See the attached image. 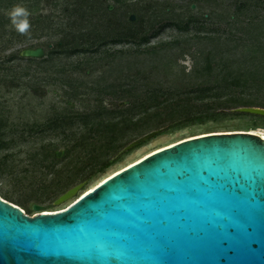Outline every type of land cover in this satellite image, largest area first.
Returning a JSON list of instances; mask_svg holds the SVG:
<instances>
[{
	"label": "rangeland",
	"instance_id": "obj_1",
	"mask_svg": "<svg viewBox=\"0 0 264 264\" xmlns=\"http://www.w3.org/2000/svg\"><path fill=\"white\" fill-rule=\"evenodd\" d=\"M73 1L41 0L38 8L26 6L32 14L30 37L13 31L6 16L12 5L21 2L13 0L7 6V1L0 2V196L5 200L29 215L38 212L33 204L44 211L64 209L117 171L185 138L218 131L264 133V115L238 110L244 105L217 108L219 113L203 121L186 120L172 127L154 128L160 113L153 108L148 124L140 122L133 129L120 124L112 130L101 124L112 117L109 111L116 105L142 100L148 90L172 84L188 89L193 71L201 68L208 53L217 59L227 54L226 49L233 52L236 41L226 42L227 37L239 39L241 33L233 31L232 35L230 23L249 24L252 28L242 34L249 42L264 33V0H97V12L89 22L67 23L64 9L71 11ZM107 18L118 27L128 26L129 20H151L153 29L138 43L124 37L113 40L103 27ZM65 31L69 45L57 47ZM81 31L88 34L81 35ZM98 33L105 36L96 41L93 37ZM27 47H42L44 55L25 56L21 51ZM232 55L240 60L253 56L250 52L244 56L241 49ZM263 55L257 61H264ZM168 59L176 61L173 77L165 66ZM187 59L192 62L190 72L182 63ZM252 67L262 78L244 90L245 97L251 93L263 100L264 68ZM139 69L142 75L150 69L153 72L146 80L143 76L127 79ZM226 91L234 92L237 99L244 97L241 88ZM191 97L193 101L182 104L202 108L211 99L202 90ZM156 129L161 130L155 136L125 149ZM75 185L80 187L73 197L55 203Z\"/></svg>",
	"mask_w": 264,
	"mask_h": 264
},
{
	"label": "water",
	"instance_id": "obj_2",
	"mask_svg": "<svg viewBox=\"0 0 264 264\" xmlns=\"http://www.w3.org/2000/svg\"><path fill=\"white\" fill-rule=\"evenodd\" d=\"M21 53L41 57L44 49ZM238 110L264 115L260 106ZM32 208L35 215L0 196V264H264V138L250 130L189 137L117 171L65 209Z\"/></svg>",
	"mask_w": 264,
	"mask_h": 264
},
{
	"label": "trees",
	"instance_id": "obj_3",
	"mask_svg": "<svg viewBox=\"0 0 264 264\" xmlns=\"http://www.w3.org/2000/svg\"><path fill=\"white\" fill-rule=\"evenodd\" d=\"M2 1H7L6 6L9 5L10 2H13V0H0V2ZM19 1L21 2V4L34 9L36 7H39L41 0ZM115 1L121 2L120 0ZM71 3L73 5V9L71 11L66 8L64 9L68 17L67 23L79 21H84L85 23H87L90 21L93 12H97V0H75ZM105 10H108L107 7L105 8ZM73 15H75V19L71 18ZM39 17L40 16L36 18V21H39ZM190 18H193V16H191ZM106 21V24L103 25V27H105L104 30L106 31V36L114 37L113 40H119L118 38L124 37L138 43L142 40H146L147 35L150 34L152 32L151 29H153L151 20L147 21L142 19L140 22L129 20L128 26L124 25L119 27L112 26L111 22H108L110 21V18H107ZM101 22H103V20ZM247 25L248 26L237 27L235 23H230L228 25V28L232 35L236 31L241 33V35H239V39L227 37L226 42L228 41L230 43V41L232 40L236 41L233 45L234 47H232L233 52H236L237 49H241L244 56H247V54L250 52L251 54H253L252 57H250L249 59H247L246 57L245 59L240 60L232 55L233 52H231L229 49H226V55H220L219 57H217V59L212 56L213 53H208V56L206 57L201 68L193 71L194 75L190 80L194 81H192L191 83L190 81H188L187 84L188 86L190 85L188 89L183 90L182 88H178L177 86H172V84L167 87L162 88V86H159L158 88L148 90L146 91V95L142 100L138 101L135 99L133 101H130L131 103L124 107L116 105L115 108L109 111L112 117L107 120L106 123L101 124L105 125V127L113 128L112 130L118 128L120 124L124 129L127 127L133 129L140 122H147L148 124V121L152 119L154 113L153 111V113H149L152 108L155 109V112L159 111L160 113L157 114V122L154 124V128H159L163 126L172 127L174 125H178L179 122L186 120L203 121L204 117L213 116L219 113L217 112V108L224 109L243 105H255L264 107V99H257V97H253V94L250 95L251 93H248V97H245L247 95H245L244 90L253 87L254 84H258L259 79L262 78V75L259 76L255 73V71H253L254 69L252 67V64H254L255 66L256 64H260L264 68V61H257L259 54H262V52H264V33L259 34L256 39H254L252 42H249L248 39H246L242 35H247L250 28H252L249 24ZM75 31L76 30H74V33ZM85 34H88V31H81V35L85 36ZM81 35H79V37ZM101 35L105 36V34L98 33L93 37V39L98 41L99 39L103 38ZM68 36L69 32L65 31L63 37L59 41H57L55 45L60 48L69 45V42L66 41V38ZM99 36L101 38H99ZM240 41L242 42V44L237 43ZM66 51L68 50L66 49ZM18 55L21 56V54ZM241 63L244 65H241ZM175 65L176 61L172 59H168V61H166L165 63V66L167 70H169V73L172 77L173 72L176 73L174 69ZM152 72L153 69H150L147 74L144 73L142 75V71L139 69L137 70L136 75H127V79L131 77L130 79L134 81L139 79L140 76H143L146 80L150 77V74ZM197 80L198 83L200 81L201 83H196ZM164 82V79L159 80L158 84H163ZM235 88L243 89L242 96L244 97H241V99H237L233 96L234 92L226 91V89L232 90ZM199 90H202L204 94H207V97L211 98L208 101L207 105H204V107L202 108H196L195 106L192 107L191 105L186 107L182 104L191 102V100L193 101V97H191V94L197 93ZM257 101H259L258 104H255ZM230 104H234V106H230ZM98 109L101 108L98 107ZM100 113H103V109L102 111H99V114ZM137 114H139L140 116L136 118L135 115Z\"/></svg>",
	"mask_w": 264,
	"mask_h": 264
},
{
	"label": "clouds",
	"instance_id": "obj_4",
	"mask_svg": "<svg viewBox=\"0 0 264 264\" xmlns=\"http://www.w3.org/2000/svg\"><path fill=\"white\" fill-rule=\"evenodd\" d=\"M31 12L22 4L12 5L6 12L10 21V28L21 36L30 37L31 34ZM187 64V71H191L192 62L190 59L182 61Z\"/></svg>",
	"mask_w": 264,
	"mask_h": 264
},
{
	"label": "bare ground",
	"instance_id": "obj_5",
	"mask_svg": "<svg viewBox=\"0 0 264 264\" xmlns=\"http://www.w3.org/2000/svg\"><path fill=\"white\" fill-rule=\"evenodd\" d=\"M236 131H247V130H236ZM221 132H226V133H229V132H234V131H218V132H207V133H202V134H198V135H193L191 137H195V136H200V135H205V134H210V133H221ZM251 132H255V131H251ZM255 133H259V132H255ZM263 138H264V133H259ZM189 138V137H188ZM186 139V138H185ZM173 144V143H172ZM171 145V144H170ZM161 149V148H160ZM156 151V150H155ZM134 163V162H133ZM132 164V163H131ZM130 164V165H131ZM94 189V188H92ZM91 189V190H92ZM90 191V190H89ZM87 193V192H86ZM2 197V196H1ZM3 198V197H2ZM4 199V198H3ZM65 209V208H64ZM61 210V209H60ZM45 211H57V210H45Z\"/></svg>",
	"mask_w": 264,
	"mask_h": 264
}]
</instances>
